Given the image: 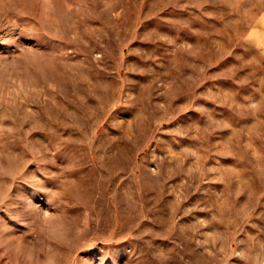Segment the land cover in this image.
Masks as SVG:
<instances>
[{
	"label": "rangeland",
	"instance_id": "rangeland-1",
	"mask_svg": "<svg viewBox=\"0 0 264 264\" xmlns=\"http://www.w3.org/2000/svg\"><path fill=\"white\" fill-rule=\"evenodd\" d=\"M0 264H264V0H0Z\"/></svg>",
	"mask_w": 264,
	"mask_h": 264
}]
</instances>
